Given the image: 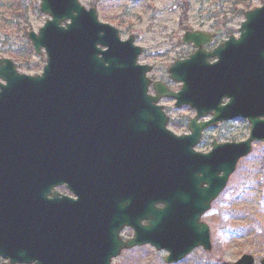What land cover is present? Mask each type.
<instances>
[{
    "label": "water",
    "instance_id": "water-1",
    "mask_svg": "<svg viewBox=\"0 0 264 264\" xmlns=\"http://www.w3.org/2000/svg\"><path fill=\"white\" fill-rule=\"evenodd\" d=\"M40 10L49 17L28 37L46 53L42 72L0 59V264H112L145 244L174 263L211 250L202 216L253 142L264 141V4L245 12L239 37L212 50L205 45L217 32L184 33L197 50L169 67L178 92L152 82L136 36L123 40L96 8L41 0ZM163 97L197 111L191 134L167 127ZM238 116L251 124L248 138L194 148L205 129Z\"/></svg>",
    "mask_w": 264,
    "mask_h": 264
},
{
    "label": "rangeland",
    "instance_id": "rangeland-1",
    "mask_svg": "<svg viewBox=\"0 0 264 264\" xmlns=\"http://www.w3.org/2000/svg\"><path fill=\"white\" fill-rule=\"evenodd\" d=\"M79 1L88 9L96 8L99 20L117 27L123 40L134 34L136 44L143 48L139 62L153 66L148 76L164 81L173 90L180 89L181 83L171 80L168 67L176 59L187 58L194 50L191 44L182 42L186 31L211 32L224 28L220 42L231 34L238 37L244 13L264 4V0ZM40 3L41 0H0V59L10 58L20 72L30 75L40 74L47 61L45 51L38 54L28 37L30 31L38 32L49 17L40 10ZM150 92L153 93L152 88ZM160 103L174 122L196 114L189 106L176 107L172 99L166 98ZM169 127L177 134L188 130V126L173 123ZM249 131L246 119L222 123L210 130L196 149L210 151L214 136L220 142L244 140ZM202 220L210 226L212 249L200 246L171 264H234L244 254L253 255L256 264H261L264 259V142H255L251 153L240 159L227 186ZM132 235V229L123 232L125 238ZM167 255V251L145 244L124 250L112 264H170L165 262Z\"/></svg>",
    "mask_w": 264,
    "mask_h": 264
},
{
    "label": "flooded vegetation",
    "instance_id": "flooded-vegetation-1",
    "mask_svg": "<svg viewBox=\"0 0 264 264\" xmlns=\"http://www.w3.org/2000/svg\"><path fill=\"white\" fill-rule=\"evenodd\" d=\"M211 32H213V33H214V32H217V34H218V35L213 39V40H214V45H213V46H216L217 44L223 43L225 40H227L228 38H230V36L233 35V34H231L227 39H225L224 41L220 42V40H219V36H221L222 34H224V28H217V29H214V30L211 31ZM191 45H192V47H193V49H194L192 53H194V52H195V47L193 46V44H191ZM206 48H212V46H206ZM192 53H190L189 56H190ZM175 82H176V81H175ZM172 90H173V89H172ZM164 99H166V98H163L161 101H163ZM167 99H169V98H167ZM172 100H174V99H172ZM227 100H228V99H224V102H226ZM174 104H175V100H174ZM164 108H165V106H164ZM165 110H167V109H165ZM195 116H196V114H195ZM195 116H194V117H195ZM194 117H191V118L188 117V119L184 118V119H182V120H178V121H175V122H174V121L171 120V118H170V116H169V118H170L169 122H170V124L173 123V125H176V126H180V125H182V126H188V130H187V132H185V133H183V134H186V133L190 134V133H191V130H190V123H191V120H192ZM210 117H211V116H208V117H204V118L198 119V122L206 121V120H208ZM206 118H208V119H206ZM237 119H240V117H237V118H235V119H233V120H229V121L221 122L220 124L225 123V122L235 121V120H237ZM241 119H242V118H241ZM220 124H219V125H220ZM219 125H218V126H219ZM218 126H216V127H211V128H208V129L204 130V131L202 132V136H201L200 142H201V141L207 136V133H208L210 130H212L213 128H217ZM212 139H213V143H212V144H214L215 141H219V140L217 139L216 136L212 137ZM200 142H199V144H200ZM219 142H220V141H219ZM61 189H65V186H62Z\"/></svg>",
    "mask_w": 264,
    "mask_h": 264
},
{
    "label": "trees",
    "instance_id": "trees-1",
    "mask_svg": "<svg viewBox=\"0 0 264 264\" xmlns=\"http://www.w3.org/2000/svg\"><path fill=\"white\" fill-rule=\"evenodd\" d=\"M26 17H27V12H26Z\"/></svg>",
    "mask_w": 264,
    "mask_h": 264
}]
</instances>
